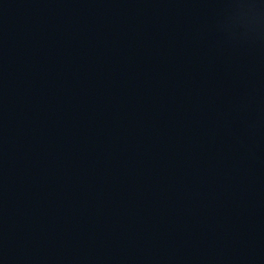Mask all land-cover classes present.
<instances>
[{"label": "water", "instance_id": "obj_1", "mask_svg": "<svg viewBox=\"0 0 264 264\" xmlns=\"http://www.w3.org/2000/svg\"><path fill=\"white\" fill-rule=\"evenodd\" d=\"M0 264H264V0H0Z\"/></svg>", "mask_w": 264, "mask_h": 264}]
</instances>
